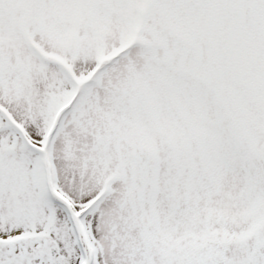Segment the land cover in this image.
I'll return each instance as SVG.
<instances>
[{"label": "snow or ice", "instance_id": "6c2138e0", "mask_svg": "<svg viewBox=\"0 0 264 264\" xmlns=\"http://www.w3.org/2000/svg\"><path fill=\"white\" fill-rule=\"evenodd\" d=\"M0 264H264V0H0Z\"/></svg>", "mask_w": 264, "mask_h": 264}]
</instances>
